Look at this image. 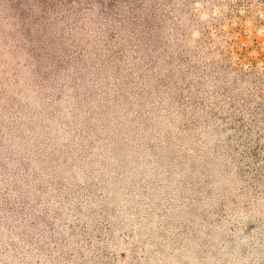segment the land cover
Returning a JSON list of instances; mask_svg holds the SVG:
<instances>
[{"label": "rangeland", "instance_id": "1", "mask_svg": "<svg viewBox=\"0 0 264 264\" xmlns=\"http://www.w3.org/2000/svg\"><path fill=\"white\" fill-rule=\"evenodd\" d=\"M0 264H264V0H0Z\"/></svg>", "mask_w": 264, "mask_h": 264}]
</instances>
